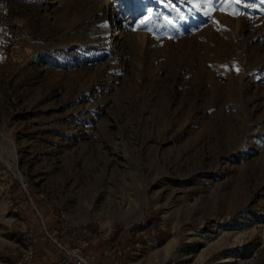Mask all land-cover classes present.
I'll return each mask as SVG.
<instances>
[{
  "label": "rangeland",
  "instance_id": "rangeland-1",
  "mask_svg": "<svg viewBox=\"0 0 264 264\" xmlns=\"http://www.w3.org/2000/svg\"><path fill=\"white\" fill-rule=\"evenodd\" d=\"M49 235L264 264V0H0V264Z\"/></svg>",
  "mask_w": 264,
  "mask_h": 264
},
{
  "label": "built area",
  "instance_id": "built-area-1",
  "mask_svg": "<svg viewBox=\"0 0 264 264\" xmlns=\"http://www.w3.org/2000/svg\"><path fill=\"white\" fill-rule=\"evenodd\" d=\"M51 241L61 250L62 264H91L86 256L85 248L89 245V241L85 238L73 240L71 245L63 244L56 238L49 235Z\"/></svg>",
  "mask_w": 264,
  "mask_h": 264
},
{
  "label": "snow or ice",
  "instance_id": "snow-or-ice-1",
  "mask_svg": "<svg viewBox=\"0 0 264 264\" xmlns=\"http://www.w3.org/2000/svg\"><path fill=\"white\" fill-rule=\"evenodd\" d=\"M203 2H205V3H211L212 0H203Z\"/></svg>",
  "mask_w": 264,
  "mask_h": 264
}]
</instances>
